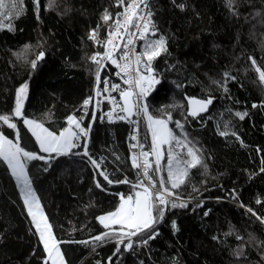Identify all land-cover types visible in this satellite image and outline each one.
Returning <instances> with one entry per match:
<instances>
[{"label":"trees","instance_id":"1","mask_svg":"<svg viewBox=\"0 0 264 264\" xmlns=\"http://www.w3.org/2000/svg\"><path fill=\"white\" fill-rule=\"evenodd\" d=\"M3 4L0 115L9 116L16 127L0 121V130L25 151L45 158L25 161L21 155L54 240L65 241L58 245L65 264H109V257L111 264H264V223L257 219L264 217V82L248 59L264 70V0H235L231 9L228 0L151 1L158 33L148 39L162 35L167 51L152 61L159 83L146 96L148 115L165 120L179 139L187 136L199 149L201 163L172 189L168 151L190 158L175 142L163 145L159 171L174 193L169 200L188 206L166 205L155 225L156 238L144 245L139 237H125L124 243L133 247L125 251L121 244L115 256V237L83 242L107 230L98 217L115 210L120 197L132 196L137 188L128 157L129 124L95 117L85 156L84 140L68 154L41 151L23 120L32 118L58 133L67 117L78 116L95 85L97 66L91 58L103 50L106 31L124 5L118 0H53L49 7V0H40L37 12L34 0ZM105 10L111 16L107 22ZM93 30L96 39L89 38ZM41 51L44 58L33 69L31 62ZM111 63L109 59L101 74L113 69ZM25 84L22 115L15 117L16 92ZM185 96L211 98L212 104L206 114L192 118ZM237 113L247 115L240 119ZM149 135L144 124L145 145ZM89 156L110 170V179L128 182L109 184ZM46 253L0 157V264H42Z\"/></svg>","mask_w":264,"mask_h":264},{"label":"snow or ice","instance_id":"2","mask_svg":"<svg viewBox=\"0 0 264 264\" xmlns=\"http://www.w3.org/2000/svg\"><path fill=\"white\" fill-rule=\"evenodd\" d=\"M22 2V0H21ZM53 0H49V7L52 6ZM118 3L121 5H125V11L123 13H117V16L122 17V19H117L113 22V29L109 32L107 42L105 44V52L102 54L104 57L110 59L113 64H116L120 71L127 77L124 83L130 86L129 90H124L120 92L121 98L124 100V105L120 107V110L125 113L124 116H120L119 119H128L133 115V108L137 109V112H143L147 117L149 122L148 127L151 130L152 135V145H151V153L149 152H141L138 156L133 155L132 157V166L137 169H142V175L145 179L149 181L148 185H144L143 180L140 181V184L137 186H142L143 190L138 191L135 194V199L132 196H121V203L116 208L115 211L109 212L106 215H102L98 217L99 222L108 229L110 225H120L121 230L117 234L115 231L113 232H104L99 235L94 236L93 241H104L106 238L115 237L117 239V248L113 253L115 256L120 252L119 245H124V250L127 251L133 247L131 242L125 244V237H139V242L147 245L149 240H153L158 235L156 231L155 225L162 220L164 217V207L171 203L173 208L175 207H187V203L181 202L177 204L175 201H170L168 197L174 195V193L165 186L163 180L160 181V186L158 190L156 189V185L152 180V177L149 176V169L152 167L151 163L148 160L149 155L155 156V171L159 172L160 170V160L162 158L161 153V145L164 144H172L175 142V145L186 149V154L190 159H183L182 155L179 153H175L173 151H168L167 153V162H168V178L171 183V188L176 189L179 188L181 184L185 182V179L189 175V169L199 165L201 163V159L199 156V149L195 147L192 141L188 140L187 136L184 137L183 140L179 139L177 136L172 134V131L168 129L166 121L163 119H155L153 116L148 115V110L146 107H139L138 105H134L132 103V96L134 95L133 91H131V87L134 85L136 88H139V95L146 96L147 89L144 87V81L149 82V87H151L154 83H159L152 75V61L161 55V53L167 51L165 38L161 35L157 39L149 40L148 36H156L158 29L152 19V13L149 9L147 0H130V2H126V0H118ZM34 4L37 12L40 9V0H34ZM143 5V7H142ZM235 0H228L229 8H234ZM4 7L3 0H0V8ZM13 7H16L14 4ZM181 9L184 8V5H178ZM143 13V14H141ZM111 16L108 11L105 10V15L103 16V20L105 22L109 21ZM0 26H3V21H0ZM9 30H11V24L8 25ZM135 28L138 31L132 33L133 36H137L139 39L144 41L143 47L144 51L140 55L135 56L134 63L136 65L135 68V76H133L132 63V49L129 47L133 44V40L131 38L127 39L126 43L121 45L114 44V38L123 39L120 36V30L123 29L124 33H129L130 29ZM90 39H96V32L90 34ZM108 44H113L114 47L120 49L122 51V55H119L118 60L113 58V52L107 47ZM27 47V46H25ZM101 55L100 53L97 56ZM97 56H93L91 59L100 64V61L97 59ZM44 58V52L41 51L35 60L31 62V67L36 69L38 62ZM142 58H144L147 63H145L144 70L146 74H142L140 71ZM248 59L252 62V65L255 71L259 75V80L264 82V70H262L261 66L257 65V61L253 59L251 56ZM123 63H120V62ZM225 76H228L225 73ZM234 79L232 77H229ZM97 82H100L99 72H97ZM104 91H109V82L105 80L104 82ZM111 90L115 91L119 89V85L111 84ZM227 91V88H225ZM27 94V85H22L17 89L16 92V105L14 109V116L20 117L22 115V107L23 100ZM99 91H97V95H99ZM90 102V98L84 101V106L86 107ZM212 103V99L208 100H197L194 98H189V110L188 115L192 117H196L199 112H203L207 109V106ZM257 105H253L256 107ZM240 119H244V116L247 113H237ZM95 118V116H93ZM109 120L112 119L111 114H108ZM169 119H171V115L169 114ZM10 117L7 115H0V121H3L5 124H8L9 127L15 128L16 125L9 122ZM83 120V117H80L79 120L73 116L67 117V121L69 125H74L75 129L73 130L71 127L64 128L63 131L56 135L53 132L48 131V129L44 128L42 124L36 123L32 120H25L24 123L29 125L33 130V135L36 136L37 141L40 143L41 150L46 153H57V154H68L71 149L75 147H79L80 145L76 144L75 141L79 140L81 135L87 136L88 129L81 127L80 121ZM176 127L183 129V125L180 121H176ZM39 129V132L36 131ZM220 135H227L226 132L221 131ZM234 135V133H233ZM132 140H136V136L133 135L131 137ZM84 152L83 155L88 156L87 150V142L83 145ZM132 148H136V144L131 145ZM143 147V145H140ZM15 149L14 151L12 149ZM79 155L80 153H75ZM21 155L24 157L25 161L34 160V159H45L44 157H38L34 153L25 151L24 148L19 146V142L13 144L7 138L0 136V157L3 158L4 161L7 162L9 168L12 171V175L20 182L25 189V199L24 203L29 206L28 214L33 218V222L35 223L37 231L40 232V239L44 242V248L48 253L49 258L52 260V264H65L64 256L61 254L59 247L57 246L56 241L51 236V225L47 223V218L43 217L42 212L40 211L39 201L36 200L35 194L31 188V182L28 179V174L25 171V163L21 162ZM91 160V163L94 167L97 168L99 175L103 176L104 179L109 183H127L125 180H112L106 174V170L101 168V165L96 161ZM142 160V162H141ZM173 164L176 167H173ZM183 164L184 167H180ZM264 171V168L261 169ZM97 187H102L99 182H97ZM259 202V201H258ZM35 204L36 211L32 210V205ZM157 204L161 207H157ZM249 211H252L249 209ZM155 213V214H154ZM37 215H40L43 218L44 222V230H41L40 221H37ZM207 215V212L205 213ZM255 215V213H253ZM260 219L262 223H264V217H257ZM173 229H176V222H172ZM127 228L129 231L124 232L122 229ZM45 232L48 233L46 238ZM239 239V237H237ZM215 239V237H214ZM83 243H89V241H84ZM242 254V253H240ZM109 264H111L112 257L108 258Z\"/></svg>","mask_w":264,"mask_h":264},{"label":"built area","instance_id":"3","mask_svg":"<svg viewBox=\"0 0 264 264\" xmlns=\"http://www.w3.org/2000/svg\"><path fill=\"white\" fill-rule=\"evenodd\" d=\"M151 1L152 0H147L148 6H149L148 10H150ZM128 2H130V0ZM125 7H126V4L124 5L123 10H122L121 13H123L125 11ZM142 7H143V5H142ZM141 14H143V13H141ZM117 19H122V17L117 16L111 22V25H110V27H109V29L107 31V34H106L105 44L107 42V38H108L109 32L112 31V29H113V22L115 20H117ZM122 31H123V29L120 30V35H121ZM137 31L138 30L135 29V28L130 29L129 33H127V34L125 33L124 34L123 40H122V42L120 44L122 46L124 43H126L127 39H129V38H131L133 40V44L129 46L132 49V53H134V55L132 56L133 63L131 65L132 70H133V76H135V71L134 70L136 68V65L134 63L135 56L136 55H140L142 53V50H143L142 47H143V44H144L143 40L139 39L137 36H133L132 35V33L137 32ZM149 37H152V36L149 35L148 38ZM118 41H119V38H114V44L115 45H117ZM107 47L112 52L116 48V47H114L113 44H108ZM104 52H105V45H104L103 50L98 52L101 55L97 56L98 53L94 55V56H97V59L100 61L99 65L93 61L95 63V65L97 66V72H98L101 64L105 60H107V58L102 55ZM122 54H123L122 51L120 49H118L116 54L113 56V58L118 60L119 55H122ZM120 63H123V62L121 61ZM145 63H146L145 59L142 58V63H141V67H140V71H141L142 74H146L145 70H144V66H143ZM111 64L113 66V69L111 71H109V73L101 74L100 82L98 83V86H97L96 95H95V97H96V115H97L96 117H97V120L99 122H105V123H110V124L125 122V123L129 124V126H130V138H129V140L130 141H129V148H128V157H129V161H130V163L132 165V157H133V155H137L138 156L141 152H149V153H151V144L148 142V144L145 145V142H144L143 125L145 124L149 134H150V131H149V128H148V125H147V117L144 115L143 112H137V109L135 107L133 108V115L130 118H128V119H119L120 116H124L125 115V113L120 110V107L123 106L122 105V101H121L120 92L130 89V86L128 84L124 83V81L126 79H128L129 77L125 76L120 71V68H118L116 66V64H113V63H111ZM97 72H96V75H97ZM152 75H154V73H152ZM105 80H107L109 82V91H107V92L104 91L105 85H104L103 82ZM111 84L119 85V89L115 90V91L111 90V87H110ZM148 85H149V82L148 81H144V87L147 89V93L152 89L154 84H152L151 87H149ZM97 91H99V93H100L99 95H97ZM131 91H133V93H134V95L132 96L133 104L134 105H138L141 108H143V107L147 108V106H146V96L147 95L141 97L139 95V88H136L134 85L131 87ZM89 98H90V102L85 107L84 106V101L86 99H89ZM93 100H94V93H92L91 95L87 96L83 100L82 105L80 107L79 114L77 116L78 120H79L80 117H83V120L80 121V124H81V127L85 128V129L87 127L86 126V122H87L88 116H89L90 112H92ZM108 114H111V116H112L111 120H109ZM74 130L78 131V129H74ZM133 135L136 136V140H132L131 139V137ZM84 137L85 136L81 135L80 139L75 141L76 144L81 146L82 142L84 140ZM150 137L151 136L149 135V138ZM132 144H136L137 147L136 148H132L131 147ZM140 145H143V147H140ZM79 147H75V148L71 149V151H75ZM155 159L156 158H155L154 155H149V157H148V160H149V162L152 165V167L149 169V176L152 177V180H153V182L156 185V189H154L153 191L159 189L160 181L162 180L160 171L159 172L155 171V168H156ZM141 162H142V160H141ZM104 170H106V173H110L109 169L106 168ZM134 170H135V175H136L137 182L140 184V181L143 180L144 185H148L149 181L143 177L142 169L134 168ZM171 197H173V196H171ZM171 197H168V199L171 198ZM157 207H161V206L157 204ZM163 207L165 209V206H163Z\"/></svg>","mask_w":264,"mask_h":264},{"label":"rangeland","instance_id":"4","mask_svg":"<svg viewBox=\"0 0 264 264\" xmlns=\"http://www.w3.org/2000/svg\"><path fill=\"white\" fill-rule=\"evenodd\" d=\"M158 37H156V38H154V39H157ZM154 39H152V40H154ZM143 48V51H144V47H142ZM71 116H73V117H75V118H77L76 116H74V115H71ZM155 119H158V118H155ZM25 120H32V121H35L36 123H39V124H41L40 122H38V121H36V120H34V119H32V118H29V117H25L24 118V120L23 121H25ZM165 121V120H164ZM167 123V122H166ZM149 124V122H148V120H147V125ZM24 125L26 126V128L29 130V132L33 135V130H32V128L29 126V125H26L25 123H24ZM43 127L44 128H46L44 125H43ZM69 127H71L73 130L75 129V126L74 125H69V123H68V121L66 122V125L64 126V128H69ZM167 127H168V124H167ZM64 128H63V130H64ZM149 128V127H148ZM47 129V128H46ZM168 129H169V127H168ZM62 130V131H63ZM36 131L37 132H39V129H36ZM48 131H50V130H48ZM149 131H150V138H149V143L152 145V135H151V130L149 129ZM51 132V131H50ZM54 133V132H53ZM59 133L60 132H58V133H55L56 135H59ZM0 136H3V137H5V138H7L8 140H10L13 144H16L17 143V141H15V140H13V139H11L10 137H8V136H6V135H4L3 133H2V131L0 130ZM33 137L35 138V140H36V142H37V144H38V147H39V149L41 150V147H40V143L37 141V139H36V136L35 135H33ZM163 149V145H161V153H162V150ZM13 151L15 150L14 148L12 149ZM42 151V150H41ZM20 160H21V162H23L24 163V161L22 160V158L20 157ZM5 163L7 164V162L5 161ZM7 166H8V164H7ZM8 168H9V166H8ZM9 171H10V173H11V175H12V171H11V169L9 168ZM25 171H26V166H25ZM13 176V175H12ZM13 178H14V180H15V183H16V185H17V189H18V192H19V195H20V197H21V199H22V202H23V204H24V207H25V209H26V212H27V214H28V208H29V206L28 205H26L25 203H24V199H25V195H24V193H25V189H24V187H23V185L20 183V182H18L17 181V179L13 176ZM32 188V187H31ZM33 191V190H32ZM138 191H142V189H138V188H136L134 191H133V195H132V197L135 199V194H136V192H138ZM36 198V197H35ZM125 198H127V197H125ZM37 200V199H36ZM120 203H121V201H120ZM40 206V205H39ZM119 206V205H118ZM32 210L33 211H36L37 209H36V206H35V204H33L32 205ZM116 210V209H115ZM115 210H113V211H115ZM40 211L42 212V214H43V217H45V215H44V213H43V211H42V209H41V207H40ZM113 211H111V212H113ZM109 213V212H108ZM107 213H105V214H102V215H106ZM102 215H100V216H102ZM28 216H29V218H30V221H31V224H32V226L34 227V229H35V231L37 232V234H38V237H39V240H40V242H41V244H42V246H43V248H44V242L40 239V232L39 231H37V229H36V226H35V223L33 222V218L28 214ZM99 216V217H100ZM37 221H40V225H41V230H44V222H43V218L40 216V215H37ZM48 223V222H47ZM116 226H118V225H116ZM120 228H121V226H120ZM124 229H127V228H124ZM129 230V229H128ZM45 236H46V238H47V236H48V233L47 232H45ZM51 236H52V238L54 239V237H53V234H52V232H51ZM60 249V248H59ZM44 250H45V248H44ZM46 251V250H45ZM61 252V251H60ZM62 254V253H61ZM50 260V264H52V260L51 259H49ZM65 262V261H64Z\"/></svg>","mask_w":264,"mask_h":264},{"label":"water","instance_id":"5","mask_svg":"<svg viewBox=\"0 0 264 264\" xmlns=\"http://www.w3.org/2000/svg\"><path fill=\"white\" fill-rule=\"evenodd\" d=\"M124 34H125V33H124V30H123L120 36H121V37H124ZM122 40H123V39H120V38H119V41H118L117 45H120L121 42H122ZM117 50H118V48H115V49L113 50V56L116 54ZM108 60H109V59L107 58V60H105V61L101 64V66H100V68H99V70H98V72H99V76H101V73H102L103 67H104V65L106 64V62H107ZM97 86H98V82H97V75H96V78H95V85H94V89H93L94 100H93V106H92V114H91L90 121H89V123H88V125H87L88 134H87V136H85V138H84V144H85V142H87V145H88V141H89L90 129H91V126H92V124H93V122H94V119H95V118H93V116L96 117V97H95V95H96ZM150 92H151V91H150ZM148 94H149V93H148ZM189 98H193V97L185 96V100H186V104H187V108H186V113H187V115H188V110H189ZM194 99H197V100H205V101H206V100H208L209 98H207V99L194 98ZM121 101H122V105H124V100H123L122 98H121ZM132 103H133V102H132ZM211 104H212V103H211ZM211 104H209V105L207 106V109H206L205 111H203V112H199L198 115H197L196 117H192V116H190V115H188V116H189V117H192V118H197L198 116H201V115L206 114L207 111H208V109H209V107L211 106ZM83 152H84V147H83ZM95 168H96V167H95ZM96 169H97V168H96ZM137 185H139V184H137ZM137 185H135L137 188L143 190L142 186H137ZM120 230H121V228H110V229L104 230V231L101 232V233H104V232H113V231H115L116 233H119ZM122 230H123L124 232L129 231V230H127V229H122ZM101 233H99V234H101ZM99 234H97V235H99ZM95 236H96V235H95ZM93 237H94V236H93ZM93 237H90V238H88V239H85L84 241L93 240V239H92ZM63 242H65V241H56L57 246L60 245V244L63 243ZM48 260H49V256H48V253H46V255H45L44 259H43L42 264H47Z\"/></svg>","mask_w":264,"mask_h":264},{"label":"crops","instance_id":"6","mask_svg":"<svg viewBox=\"0 0 264 264\" xmlns=\"http://www.w3.org/2000/svg\"><path fill=\"white\" fill-rule=\"evenodd\" d=\"M62 130H63V129H62ZM62 130H61V131H62ZM61 131H60V132H61ZM138 189H139V188H138ZM99 223H100V222H99ZM100 224H101V223H100ZM101 225H102V224H101ZM102 226H103V225H102ZM111 226H114V225H110V227H111ZM118 226H120V225H118ZM103 227H104V226H103ZM127 230H128V229H127Z\"/></svg>","mask_w":264,"mask_h":264},{"label":"bare ground","instance_id":"7","mask_svg":"<svg viewBox=\"0 0 264 264\" xmlns=\"http://www.w3.org/2000/svg\"><path fill=\"white\" fill-rule=\"evenodd\" d=\"M109 29V28H108ZM108 29H107V31H108ZM107 31H106V34H107ZM106 34H105V38H106ZM105 38H104V42H105ZM89 96V95H88ZM130 141V140H129Z\"/></svg>","mask_w":264,"mask_h":264}]
</instances>
